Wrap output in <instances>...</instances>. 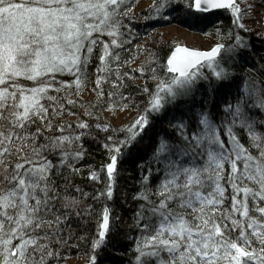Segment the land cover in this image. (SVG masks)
Segmentation results:
<instances>
[{"label":"snow or ice","instance_id":"1","mask_svg":"<svg viewBox=\"0 0 264 264\" xmlns=\"http://www.w3.org/2000/svg\"><path fill=\"white\" fill-rule=\"evenodd\" d=\"M150 8L146 20L178 16L188 27H207L216 10H230L245 29L236 0H153ZM132 13L129 0H0V264H60V246H72V217L92 215L91 205L81 210L82 201L68 192L90 125L55 121L65 112L62 101L74 105L69 95H79L90 75L97 103L112 102L109 112L127 109L120 101L129 97L120 89L132 77L120 71L128 61L119 50L131 44L125 20ZM228 39L232 43L209 51L176 46L166 64L157 65L165 75L149 69L156 87L142 89L148 96L143 111L112 130L123 139L107 137V183L94 200H113L120 165L134 149L144 161L133 196L139 202L135 264H264V70L230 73L227 60L249 46L240 34ZM204 68L219 84L213 93L224 91L219 104L211 97L189 103L197 84L209 79ZM139 71L144 74L143 65ZM104 84L116 91L105 93ZM166 116L172 135L156 133L144 148L153 122ZM89 178L100 181L95 171ZM96 225L93 253L115 227L107 204ZM90 264H97L95 254Z\"/></svg>","mask_w":264,"mask_h":264},{"label":"trees","instance_id":"2","mask_svg":"<svg viewBox=\"0 0 264 264\" xmlns=\"http://www.w3.org/2000/svg\"><path fill=\"white\" fill-rule=\"evenodd\" d=\"M142 0H129L133 9L132 19L125 20V23L131 28V34L127 37L131 40V44H126L123 49L119 50L121 55V61H128L124 64L120 71L122 73H128L131 79L125 78L126 86L120 91L123 95L129 97L128 100L120 101L121 104H127L129 108L134 109L135 112L140 113L147 105L148 96L142 92V89L147 86L150 90H155L156 81L152 79L150 68L157 67L158 64H166L167 58L174 48L165 43L159 38L151 35L158 29L175 25L179 27H185L193 32H200L206 34L212 30L219 36L221 43H232L228 39L229 33L234 37L236 34H240L244 42L249 46L246 49H241L235 52L231 59L227 60L225 67L230 73H235L238 76L240 74H248L256 76L261 70H264V36H257L252 32L245 31L238 28L234 23L235 18L232 16L230 10L223 12H215L213 15L214 24L204 26L188 27L179 23L180 17L175 16L173 21H162L156 19L146 20L145 17L151 11V8L143 9L141 12L134 13L135 5ZM153 2V0H148ZM261 5L264 10V0H261ZM243 19L241 17L240 22ZM127 31V30H125ZM147 37L150 39L145 40ZM107 39V38H104ZM144 62L135 69H131L129 65L137 64L142 58ZM155 59V63L152 60ZM98 61H94L90 67V73L95 72V66ZM141 65L144 66L145 72L142 75L139 71ZM158 73L163 76L164 71L157 67ZM205 75L209 77L208 80H201L197 84V90L194 94V98L189 103H195L199 105L203 100H211L215 103H220V97L224 95V91L220 90L219 94H214L213 89L219 88V84L211 76V73L204 68L202 70ZM66 80L69 78H65ZM95 75H90L86 87L80 92L79 95H69V99L75 101L74 105L67 104L66 100L62 101L65 104V112L55 122L62 124H71L73 128L80 120H87L90 125V129L85 130L89 134L82 138V144L84 148V156L78 162H75V167L80 169L78 173L71 175V184L68 187V192L71 196L76 197L82 201L80 208H84L91 205L92 215H83L80 217L73 216L71 222V230L73 232V239L69 241L72 246H60L59 251L63 259L60 260V264H66L71 258H82L84 264H90L91 256L93 254L97 257V264H135L136 252V240L139 237V232L134 228L133 222L135 218V212L138 208V201L133 199V196L140 190V168L138 165H142L144 161H138L136 158L135 149L133 155L124 160L120 165L121 174L118 180L114 192V198L108 201L105 197H101L100 200H94L93 197L99 192L104 191L107 183L106 169L104 165L108 162V154L104 148L105 143H108L107 137L113 135L116 139H123L124 133L121 131L113 132L112 130H120L129 124L121 127H114L106 117V108L108 104L101 102L97 103V95L95 90ZM105 93L108 91H116L111 88L110 84L103 85ZM91 90V98H83V95ZM107 101V96L104 98ZM115 100L119 101L120 97L117 95ZM186 101H177V104L183 105ZM83 105V107L81 106ZM93 105H96L93 107ZM122 109L118 108L117 110ZM87 112L94 113V116L86 115ZM169 112L175 111L179 114L182 108L169 107ZM70 113H76L72 115ZM138 116V115H137ZM98 117V119H97ZM99 125L100 127H97ZM104 126H108L109 131L102 130ZM77 132L80 130L76 129ZM173 130L168 126V117L158 118L153 122V131L150 132L144 139L143 146H147L154 139L156 133H167L172 135ZM150 155V151L146 153V156ZM95 171L99 173L100 181L96 182L89 178V173ZM69 172L65 169L64 175H68ZM58 182L62 185L64 183L63 177H58ZM79 187L82 191L76 192L75 188ZM63 192V188H61ZM87 193L85 199L83 194ZM128 199L127 204L125 199ZM107 204L110 208L114 225L112 232L110 233L106 245L103 246L96 253L92 251V242L97 237V225L96 220L99 219V214L102 208ZM122 216L127 228L121 226L118 218ZM67 233H65L66 235Z\"/></svg>","mask_w":264,"mask_h":264},{"label":"rangeland","instance_id":"3","mask_svg":"<svg viewBox=\"0 0 264 264\" xmlns=\"http://www.w3.org/2000/svg\"><path fill=\"white\" fill-rule=\"evenodd\" d=\"M151 4L152 2L148 0L139 1L134 7V13L149 8ZM236 4L241 9L239 15L243 19L241 23L244 24L245 29H247L246 31L252 32L257 36H264V10L261 5V0H236ZM152 36L161 39L165 43H169L173 48L176 46H185L189 49L198 51H209L216 44L221 43L217 33L212 30L204 34L175 25L160 28L154 32L151 37ZM149 39L150 37H147L145 40L148 41ZM144 59L143 57L137 64L129 65V67L135 69L144 62ZM92 96L91 90H88L87 93L83 95V98L87 99ZM138 114L134 109L127 106V109H119L115 112L107 111L106 117L114 127H121L134 121ZM125 201L129 205L127 197ZM118 220L123 221L124 218L119 216ZM66 264H84V260L82 258H71Z\"/></svg>","mask_w":264,"mask_h":264},{"label":"water","instance_id":"4","mask_svg":"<svg viewBox=\"0 0 264 264\" xmlns=\"http://www.w3.org/2000/svg\"><path fill=\"white\" fill-rule=\"evenodd\" d=\"M223 11H226V10H216V12H223Z\"/></svg>","mask_w":264,"mask_h":264}]
</instances>
